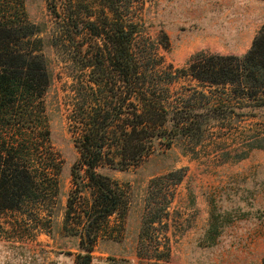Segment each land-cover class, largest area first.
Instances as JSON below:
<instances>
[{
	"label": "rangeland",
	"instance_id": "obj_1",
	"mask_svg": "<svg viewBox=\"0 0 264 264\" xmlns=\"http://www.w3.org/2000/svg\"><path fill=\"white\" fill-rule=\"evenodd\" d=\"M8 1L7 18L34 26L33 40H41L48 85L35 117L49 128L56 163L37 202L0 213V264H76L85 247L91 264H264L249 243L258 232L241 231L264 224V117L234 109L199 143L152 138L142 160L124 170L103 158L96 172L122 203L92 245L82 232L96 191L79 160L85 124L107 120L108 138L120 135L113 23L135 26L131 52L141 71H174L199 52L244 55L264 25V0ZM189 86L196 82H174L171 99ZM111 148L106 156L117 161Z\"/></svg>",
	"mask_w": 264,
	"mask_h": 264
},
{
	"label": "trees",
	"instance_id": "obj_2",
	"mask_svg": "<svg viewBox=\"0 0 264 264\" xmlns=\"http://www.w3.org/2000/svg\"><path fill=\"white\" fill-rule=\"evenodd\" d=\"M7 5L10 1L0 0V15L5 14L0 16V213L37 202L52 181L50 171L56 163L50 158L49 128L35 117L48 85L39 55L41 40H33L38 33L34 26L7 18ZM113 26L109 61L119 83L120 135L112 142L111 125L105 120L101 126L95 120L85 124L79 150L80 165L96 191L86 208L82 232L91 245L101 222L122 203L111 182L96 172L103 158L124 170L142 160L152 138L163 137L167 146L176 139L199 143L210 123L225 120L234 109H249L252 118L264 117V25L242 56L199 52L185 68L153 74L141 71L131 52L135 26L118 21ZM180 79L195 81L196 86L171 99L169 86ZM111 147L117 161L106 156ZM67 205L72 208L71 202ZM91 262V250L85 247L76 264Z\"/></svg>",
	"mask_w": 264,
	"mask_h": 264
},
{
	"label": "crops",
	"instance_id": "obj_3",
	"mask_svg": "<svg viewBox=\"0 0 264 264\" xmlns=\"http://www.w3.org/2000/svg\"><path fill=\"white\" fill-rule=\"evenodd\" d=\"M241 226H242L241 231L247 230L252 234L258 232L257 234L259 235L255 236V239L253 241L252 239H250L249 243L250 245H253L252 247L258 246V252L261 253L262 258H264V224L247 223V224H242ZM260 233H263V235ZM236 264H240V263H236Z\"/></svg>",
	"mask_w": 264,
	"mask_h": 264
}]
</instances>
